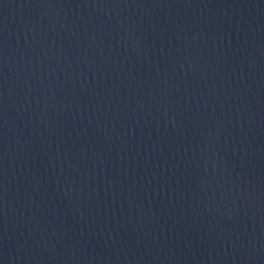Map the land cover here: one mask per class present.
Returning a JSON list of instances; mask_svg holds the SVG:
<instances>
[{
	"label": "water",
	"instance_id": "water-1",
	"mask_svg": "<svg viewBox=\"0 0 264 264\" xmlns=\"http://www.w3.org/2000/svg\"><path fill=\"white\" fill-rule=\"evenodd\" d=\"M0 264H264V0H0Z\"/></svg>",
	"mask_w": 264,
	"mask_h": 264
}]
</instances>
